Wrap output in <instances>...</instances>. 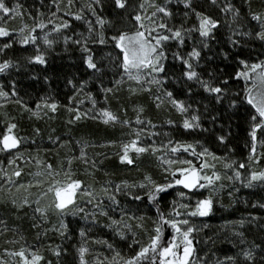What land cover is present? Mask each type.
<instances>
[{
	"label": "snow or ice",
	"instance_id": "6c2138e0",
	"mask_svg": "<svg viewBox=\"0 0 264 264\" xmlns=\"http://www.w3.org/2000/svg\"><path fill=\"white\" fill-rule=\"evenodd\" d=\"M206 3L218 7L226 19L198 7L195 0H176L175 8L172 0H49L47 15L42 9H37L33 15L21 0H11V5L0 0V74L15 71L17 75L30 73L33 79H39L34 67L48 65L49 56L62 43L63 52L79 53L88 77L79 81L67 79V84L73 87V95L67 97L69 103L63 105L70 116L68 123L91 118L113 129L118 125L127 129V132H121L119 140L100 142L88 139L65 141L60 136L49 135L47 139L54 149L67 147L68 150L61 154L59 150L47 149L54 151V158L48 159L39 155L26 156L21 151L24 141L33 138L21 135L16 118L4 114L5 119L0 120V154L4 157L0 159V196L16 208L32 207L35 222L31 226L42 230L36 232L35 246L25 243L18 248L5 247L3 252L10 259L0 256V264H52L51 260L45 261L38 243L48 234L49 229L42 225L50 222L49 213L57 216L59 225L52 224L50 230L62 238H70L64 220L66 215L80 216L85 221L78 228L81 238L76 249L79 264H89L86 255L92 252L90 240L105 245L112 252L109 256L97 251L91 264H264V239L240 247L236 254L215 259H209V253L200 257L194 242V233L201 231L195 219L213 211L215 198L225 187L223 180H238L249 188L257 183L264 186V168L257 170L252 166L264 157V152L258 151V148H264V53L258 59H252L242 52L230 53L224 49L213 52L211 43L217 30L224 25L230 29L229 43L233 48L245 46V37L264 43V7L253 9L252 0H244L248 10L242 14L231 0H223L222 4L220 0H206ZM261 3L264 4V0ZM43 4L44 0H41ZM179 5H183V10ZM106 7L111 8V17L102 14ZM229 13L230 20L227 19ZM25 15L31 19V24L25 22ZM17 18L20 27H13L12 22ZM74 21H80L85 31H78ZM245 22H255V26L244 30ZM16 45L26 52L24 46H29L31 52L22 57L9 55ZM230 56L237 65L234 75L215 66L218 57L227 60ZM106 78H110V87L105 86ZM43 79L48 81L49 76L44 75ZM230 80L243 81V87L231 89ZM90 81L98 84L104 106H98L91 91H85ZM18 83L16 79H11L7 85L0 83V108L15 103L22 112L29 113L30 118L53 119L49 112L55 114L61 107L60 102L42 96L33 108L21 97ZM125 84L126 98L119 94ZM201 92L206 95L195 99ZM79 95L84 99H79ZM133 98H141L131 104L134 119L127 118V102ZM84 100L90 101L91 108L82 110L77 106L83 105ZM112 100L118 105L115 110ZM225 102V111L239 109L241 105L250 109L247 112V164L230 159L228 152L220 155L211 151L200 140L189 142L175 138L168 131H160L165 126H177L185 131H211L205 121L212 126L220 123L224 113L217 106L223 107ZM150 108L156 112L174 110L179 119L169 115L162 121L154 120L147 115ZM41 131L39 127L33 128L36 136L41 135ZM161 136L165 139L161 140ZM227 138L225 134L216 136L222 145ZM96 147L113 148L110 155L117 157L119 164L124 166L135 167L138 160L151 155L160 169L161 178L154 179L151 172L145 171L140 180L122 179L119 183L106 180L97 188L96 172L102 170L103 160L109 153L100 151L89 155L87 149ZM229 151H232L230 147ZM189 154L191 158H187ZM77 163L83 168H77ZM25 164H34L38 169L28 173L33 179L26 182L22 180ZM218 164L233 174L221 171ZM240 169L247 171L246 177ZM87 177H91L92 182ZM176 186L183 190L176 192L179 200L173 199L166 213L159 204L163 198L161 194L166 195ZM32 188L36 191L32 192ZM201 189L207 194H198ZM141 193L155 205L156 218L152 220L151 230L146 227L144 215H135L126 205L122 206L118 198L122 194L140 201ZM256 203L264 208V203ZM116 209H119L118 217L111 214ZM101 217L106 218L104 227L121 240H128L130 233L132 243L128 247L137 245L138 250L124 255L109 239L89 235L101 222ZM248 222L264 233V224L259 223V218L250 216ZM245 223L242 218L224 224V227L231 225V232L240 238V245L246 241L245 233L238 231V226L243 227ZM166 227L171 228L167 239L164 238ZM0 229V235L10 231L5 219H0ZM138 230L147 234V243L136 239L140 234ZM5 243L16 245L19 241L8 239ZM49 248L62 264L61 257L68 249L51 244ZM211 255L215 256V253Z\"/></svg>",
	"mask_w": 264,
	"mask_h": 264
},
{
	"label": "trees",
	"instance_id": "16d2710c",
	"mask_svg": "<svg viewBox=\"0 0 264 264\" xmlns=\"http://www.w3.org/2000/svg\"><path fill=\"white\" fill-rule=\"evenodd\" d=\"M9 5H11V0H6ZM24 4L26 10H31L33 15L36 14L37 9H42L47 15L48 12V2L49 0H44L43 6L41 5V0H21ZM231 2L241 9V13L247 12V5H245L244 0H231ZM174 8L176 7V1L172 0ZM220 3H223V0H220ZM195 4L198 7H204L207 11L212 13L215 16H218L220 19H226L225 15L219 12V8L213 5L206 3V0H195ZM253 9L260 10L264 7V4L261 3V0H252ZM179 8L183 10V5H179ZM103 15L107 17L112 16L111 8L106 7L103 12ZM25 22L31 24V19L25 15ZM94 19V18H93ZM194 19V18H193ZM227 19H231V14L227 15ZM74 25L78 31H85V26L80 21H74ZM13 27H20V20L17 18L12 22ZM255 22L249 24L245 22L244 30H248L250 27H254ZM51 27V26H49ZM39 31V30H38ZM71 34V33H69ZM229 34L230 29L227 25L220 27L217 30V35L214 41H212V51L218 52L220 49L230 51V53L242 52L244 56L250 57L252 59H258L262 53H264V43H261L258 40H255L252 37H245L243 47L233 48L229 43ZM55 37V34H53ZM27 49V52H31L29 46H24ZM63 44L60 43L56 46L55 51L49 56V63L46 66L36 65L33 69L39 79H33L30 73L17 75L15 71L11 74L5 73L0 74V83L7 85L11 79H16L18 83V88L20 91L21 97L33 108L37 100L42 96H50L60 102L61 107L58 111L53 114L49 112V116H54L53 119L48 117H43L37 119L36 117H31L27 112H22L20 106L15 103H9L3 108H0V120L5 119L4 114L7 113L9 117H15L16 122L19 124V133L26 137H32L33 139H26L21 145V151L27 156H37L41 158L47 157L48 159L54 158V151L59 150L61 154L67 152V147L63 149H54L53 144L47 139L49 135L60 136L65 141H75L76 139H88L96 140L97 142L103 141L105 139H121V132H127V129L121 128L119 125L115 129L110 126L103 125L97 120L91 118L82 119L75 124H69L68 120L70 118L69 113L63 107L67 105V97L73 95L72 85L67 84V79H74L79 81L80 79H87V73L80 61L79 53H65L63 52ZM27 52L21 48V46L16 45L9 55L15 57H22ZM219 68L223 69L226 74L234 75L236 70V61L234 57L230 56L229 59L224 60L222 58H217L216 65ZM49 76L48 81H44L43 76ZM110 78L105 79V86L110 87L109 83ZM171 87V84L167 85ZM229 87L233 90H239L243 87V81L230 80ZM85 91H91L97 98L98 106H104L103 95L99 89L98 84L94 81H90L87 85ZM120 95L127 97V84L122 88ZM202 92L199 93L195 99H199ZM243 95V92H241ZM79 99H84L83 95H79ZM136 99L128 101V113L127 118L134 119V112L132 110L131 104L135 103ZM112 107L115 110L118 105L115 100L111 101ZM82 110H87L91 108V103L88 100H84L83 105H77ZM227 102L223 107L217 106L218 110L224 113V116L220 123L215 126H212L207 121H205V126L211 128V131L204 132L200 130L195 131H185L180 127L165 126L160 131H168L175 138L187 140L189 142L194 140H200L204 146L208 147L211 151L216 152L220 155H223L225 152H228L229 158L236 160L237 162L243 161L246 164L248 163L247 157L249 153V148L246 146L248 144L247 136V112L250 110L246 105H241L239 109H227ZM147 115L152 116L154 120L162 121L167 116H171L173 119H179V114L174 110L165 112L163 110L156 112L154 108H150L147 112ZM34 127L41 128V135L36 136L33 132ZM55 129L53 132L52 130ZM219 134L227 135V141L225 144H220L216 140V136ZM160 139H165L161 136ZM34 140V142H33ZM79 147L78 145L76 146ZM229 147L232 151H229ZM47 149H54V151L49 152ZM89 155L93 152L107 151L109 153L108 157L103 160L102 170L96 172V186L99 188V185L106 180H110L113 183H119L122 179H128L130 181H137L142 179V175L145 171L151 172L154 179L160 180V169L156 166L155 158L151 155H146L137 161L135 167L120 165L117 157L110 155L113 148H108L107 150L101 149L99 147L87 149ZM259 152H264V148H258ZM1 158L3 154H0ZM187 158H191L190 154ZM23 164V161H20ZM28 165L27 168L32 172L34 164H25ZM24 165V166H25ZM77 168H83V165L78 163L75 165ZM257 170L264 168V157L261 158L259 163L253 164ZM140 171H137V169ZM217 168L221 171L227 172L228 175H232L231 170H226L222 168V165L218 164ZM31 169V170H30ZM240 171L247 176V171L245 169H240ZM105 172L108 174L105 175ZM25 175V174H24ZM89 182H92L91 177H87ZM225 187L217 194L215 198V203L213 206V211L206 217H200L196 219L197 225L201 226V231L199 233H194L196 240L194 241L197 245V253L200 257L204 258L205 253H209V259H215L217 257L222 258L225 254L233 255L239 251L240 247H248L253 241L260 243L264 239V233L260 231L258 227L254 224L248 222L250 216L259 218V223L264 224V208H260L257 205V201L264 203V186L256 184L254 187H246L240 183V181H228L227 179L222 181ZM183 190L180 186H176L167 191V194H161L163 197L159 200L161 209L164 212H168L171 207V201L173 199L179 200V197L176 196V192ZM200 192L207 193L201 189ZM232 192L233 195L229 196L228 193ZM142 199L140 201H134L131 197H126L124 195H119L118 198L122 201V206L126 205L127 209L130 210L137 216L144 215L146 218V227L151 230L152 220L156 218V209L155 205L147 199V196L141 193ZM184 202H187L186 200ZM34 206V205H33ZM111 214L119 216V209H116ZM50 222L42 225V228H48L47 236H42L39 240V251L44 255L45 261L51 260L52 264H60L57 261L55 255L49 248V245H60L62 248H67L68 251L66 254H63L61 257L62 264H79L77 259L76 249L81 243V238L79 237L78 228L85 224V221L81 219L80 216H73L68 214L64 217L65 222L68 224V233L67 237L62 238L59 234L54 231H51L52 224L58 225V218L55 214L49 213ZM151 217L152 219H148ZM245 219L246 223L243 227L238 226V231H243L245 233V244H239V237H236L231 232V225L224 227L225 221H238L240 219ZM0 219H5L10 231L0 235V256H3L5 259H10L3 252L5 247L9 248H18L21 244H28L35 246L36 241V232L42 229H35L31 225L35 222L33 218L32 207L24 206L23 208H16L12 206L7 200H4L0 196ZM100 223L93 228V231L89 235L96 236L98 238H107L115 245L116 249L120 250L122 254L128 255L132 254L135 250H138L137 245H133L130 249L128 247L131 241V234L129 233L128 240H121L119 237L115 236L114 233L104 227L106 223V218L101 217ZM135 223V222H133ZM203 224H207L208 227H202ZM13 226L15 228L13 229ZM2 231V229H0ZM139 235L136 239L140 240L142 243H147L148 236L142 230H138ZM171 235V228L166 227L164 230V238L167 239ZM23 237V239H21ZM211 237V240L207 238ZM8 239H16L19 241L18 244L12 245L5 243ZM231 241V243L229 242ZM89 246L92 248V252L86 255V259L89 260L91 264L92 258L97 251L103 252L106 255L111 256L112 252L109 251L105 245L94 244L91 240L88 241ZM234 245H236L234 247ZM215 253V256H212L211 253ZM44 264V262H42Z\"/></svg>",
	"mask_w": 264,
	"mask_h": 264
},
{
	"label": "rangeland",
	"instance_id": "374dc122",
	"mask_svg": "<svg viewBox=\"0 0 264 264\" xmlns=\"http://www.w3.org/2000/svg\"><path fill=\"white\" fill-rule=\"evenodd\" d=\"M174 1H176V0H174ZM0 156H1V155H0ZM0 159H3V158L0 157ZM27 166H28V165H25V166H24V167H25V173H24L25 175H23V177H22V180L25 181V182H26L27 180H29V179H33V177H31V176L28 175V173H29L30 171H27V170H29V168H27ZM30 170H31V169H30ZM37 170H38L37 167L34 165V167H33V169H32V172H35V171H37ZM13 190L15 191V189H13ZM31 191H32V192H35V191H36V188H32ZM33 199H34V197H33ZM195 223L197 224L196 219H195Z\"/></svg>",
	"mask_w": 264,
	"mask_h": 264
}]
</instances>
